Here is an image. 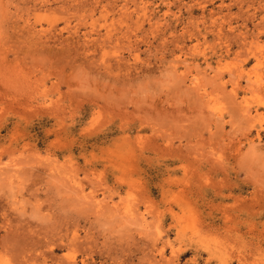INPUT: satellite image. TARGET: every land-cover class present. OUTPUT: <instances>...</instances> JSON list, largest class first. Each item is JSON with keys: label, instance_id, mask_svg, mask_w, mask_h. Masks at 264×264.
Masks as SVG:
<instances>
[{"label": "rangeland", "instance_id": "rangeland-1", "mask_svg": "<svg viewBox=\"0 0 264 264\" xmlns=\"http://www.w3.org/2000/svg\"><path fill=\"white\" fill-rule=\"evenodd\" d=\"M0 264H264V0H0Z\"/></svg>", "mask_w": 264, "mask_h": 264}]
</instances>
